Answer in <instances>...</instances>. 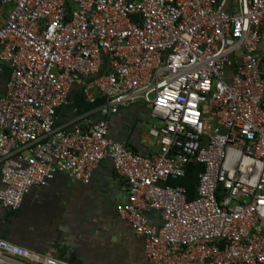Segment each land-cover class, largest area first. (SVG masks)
<instances>
[{
    "label": "built area",
    "instance_id": "built-area-1",
    "mask_svg": "<svg viewBox=\"0 0 264 264\" xmlns=\"http://www.w3.org/2000/svg\"><path fill=\"white\" fill-rule=\"evenodd\" d=\"M0 61L1 206L57 172L87 184L109 158L149 264H264V0H0ZM74 85L108 114L147 105L157 151L106 118L57 125ZM198 165L194 190L168 182ZM0 257L71 264L4 238Z\"/></svg>",
    "mask_w": 264,
    "mask_h": 264
},
{
    "label": "crops",
    "instance_id": "crops-1",
    "mask_svg": "<svg viewBox=\"0 0 264 264\" xmlns=\"http://www.w3.org/2000/svg\"><path fill=\"white\" fill-rule=\"evenodd\" d=\"M9 74V65L0 61V96ZM68 100L56 111L57 125L81 114L93 120L106 118L109 135L116 141L143 155L157 151V144L147 133L151 121L147 105L136 103L108 114L104 97L89 103L77 85L71 87ZM200 169L199 165L188 169L184 179L168 182L194 190ZM127 199L125 181L115 172L112 161L103 158L87 184L57 172L47 183L32 186L17 209L0 205V235L40 253L54 248L58 258L71 264H149L143 238L118 214V206ZM146 217L151 224L161 223L156 210L148 211ZM0 264L20 262L0 257Z\"/></svg>",
    "mask_w": 264,
    "mask_h": 264
},
{
    "label": "water",
    "instance_id": "water-1",
    "mask_svg": "<svg viewBox=\"0 0 264 264\" xmlns=\"http://www.w3.org/2000/svg\"><path fill=\"white\" fill-rule=\"evenodd\" d=\"M0 238H2V235H0Z\"/></svg>",
    "mask_w": 264,
    "mask_h": 264
},
{
    "label": "rangeland",
    "instance_id": "rangeland-1",
    "mask_svg": "<svg viewBox=\"0 0 264 264\" xmlns=\"http://www.w3.org/2000/svg\"><path fill=\"white\" fill-rule=\"evenodd\" d=\"M176 181V180H175Z\"/></svg>",
    "mask_w": 264,
    "mask_h": 264
}]
</instances>
